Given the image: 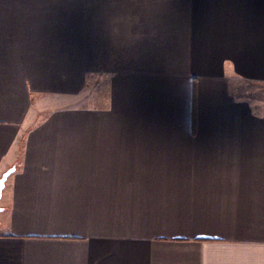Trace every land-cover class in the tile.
<instances>
[{
  "label": "crops",
  "instance_id": "obj_1",
  "mask_svg": "<svg viewBox=\"0 0 264 264\" xmlns=\"http://www.w3.org/2000/svg\"><path fill=\"white\" fill-rule=\"evenodd\" d=\"M237 79L264 85V0H0V264H264Z\"/></svg>",
  "mask_w": 264,
  "mask_h": 264
},
{
  "label": "rangeland",
  "instance_id": "obj_2",
  "mask_svg": "<svg viewBox=\"0 0 264 264\" xmlns=\"http://www.w3.org/2000/svg\"><path fill=\"white\" fill-rule=\"evenodd\" d=\"M87 1H94V0H87ZM82 10L88 12V18H93L92 13H93V4L92 3H87L86 7L82 8ZM90 19V20H91ZM89 22H92L89 21ZM75 21L71 20V25L74 24L75 25ZM78 26H80L78 24ZM238 80V79H237ZM92 84H93V79L92 76H90L87 79V88L85 90H82V92H85L87 94V98L92 97V92H93V88H92ZM237 91L241 94H243L245 97H247L248 99L251 100H264V85H260L258 83H254V82H250V81H245V80H238L237 81ZM91 95V96H89ZM92 102V101H91ZM91 102L89 100H86L87 105L86 106H92ZM1 202V201H0Z\"/></svg>",
  "mask_w": 264,
  "mask_h": 264
},
{
  "label": "water",
  "instance_id": "obj_3",
  "mask_svg": "<svg viewBox=\"0 0 264 264\" xmlns=\"http://www.w3.org/2000/svg\"><path fill=\"white\" fill-rule=\"evenodd\" d=\"M14 167H11L9 169H7L0 177V197H1V191L4 187V182L6 180V178L14 171ZM1 211V208H0Z\"/></svg>",
  "mask_w": 264,
  "mask_h": 264
}]
</instances>
